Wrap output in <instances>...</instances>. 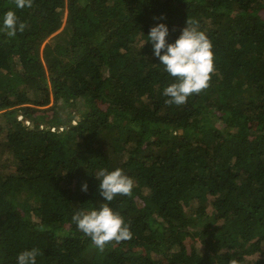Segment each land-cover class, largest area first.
<instances>
[{"label":"trees","instance_id":"trees-1","mask_svg":"<svg viewBox=\"0 0 264 264\" xmlns=\"http://www.w3.org/2000/svg\"><path fill=\"white\" fill-rule=\"evenodd\" d=\"M9 9L25 28L0 32V264L25 248L36 264H264V0ZM161 20L170 41L189 20L213 44L208 86L182 105L146 41ZM100 167L134 182L109 202L132 236L103 249L71 219L103 202Z\"/></svg>","mask_w":264,"mask_h":264},{"label":"clouds","instance_id":"clouds-1","mask_svg":"<svg viewBox=\"0 0 264 264\" xmlns=\"http://www.w3.org/2000/svg\"><path fill=\"white\" fill-rule=\"evenodd\" d=\"M32 0H15L18 9L30 8ZM25 24L19 19L15 10L9 9L0 17V32L8 37H15L23 31ZM151 44L152 55L158 58L163 71L174 78L162 90L168 99L165 103L182 105L193 93H199L208 86L210 74L214 71L213 44L204 31L200 30L195 21L186 20L174 40H169V27L162 20L149 28L146 35ZM145 43V42H144ZM98 180V192L103 198L98 207L88 211L76 210L71 219L77 229L89 237L95 246L103 249L110 241L130 239L132 232L123 216L115 211L110 203L117 195H130L133 178L119 167L108 169L100 167L94 174ZM81 191H87V183L80 185ZM38 250L25 248L16 255L15 264H36ZM228 264H237L230 260Z\"/></svg>","mask_w":264,"mask_h":264},{"label":"rangeland","instance_id":"rangeland-1","mask_svg":"<svg viewBox=\"0 0 264 264\" xmlns=\"http://www.w3.org/2000/svg\"><path fill=\"white\" fill-rule=\"evenodd\" d=\"M204 211L207 213L208 212V209H205ZM259 262H260V258L257 259V261H255L256 264H259Z\"/></svg>","mask_w":264,"mask_h":264}]
</instances>
